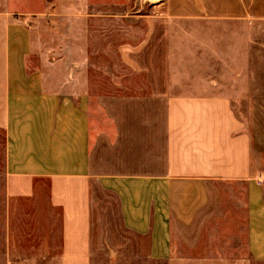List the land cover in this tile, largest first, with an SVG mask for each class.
Instances as JSON below:
<instances>
[{
  "label": "crops",
  "instance_id": "1",
  "mask_svg": "<svg viewBox=\"0 0 264 264\" xmlns=\"http://www.w3.org/2000/svg\"><path fill=\"white\" fill-rule=\"evenodd\" d=\"M0 130L2 264H264V0H0Z\"/></svg>",
  "mask_w": 264,
  "mask_h": 264
},
{
  "label": "rangeland",
  "instance_id": "2",
  "mask_svg": "<svg viewBox=\"0 0 264 264\" xmlns=\"http://www.w3.org/2000/svg\"><path fill=\"white\" fill-rule=\"evenodd\" d=\"M140 1L132 0L134 4H140ZM238 111L241 112L243 110ZM3 140L4 133L0 130V148L2 147ZM43 187L42 198L45 199L47 193L45 183ZM25 207L27 219H24L21 223L19 222L17 226L14 225L16 229L13 236L14 259L27 260L28 264H57L56 258L60 249L57 225H55L54 229H48L46 224L41 225V220L37 219L36 213H33L34 207L32 203L26 204ZM0 264L2 263L0 262Z\"/></svg>",
  "mask_w": 264,
  "mask_h": 264
}]
</instances>
